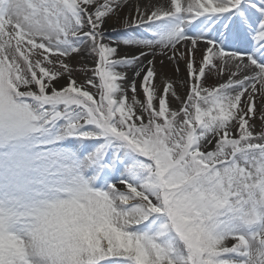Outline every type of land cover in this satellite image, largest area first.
Returning a JSON list of instances; mask_svg holds the SVG:
<instances>
[{
  "label": "snow or ice",
  "instance_id": "obj_1",
  "mask_svg": "<svg viewBox=\"0 0 264 264\" xmlns=\"http://www.w3.org/2000/svg\"><path fill=\"white\" fill-rule=\"evenodd\" d=\"M0 264H264V0H0Z\"/></svg>",
  "mask_w": 264,
  "mask_h": 264
},
{
  "label": "rangeland",
  "instance_id": "obj_2",
  "mask_svg": "<svg viewBox=\"0 0 264 264\" xmlns=\"http://www.w3.org/2000/svg\"><path fill=\"white\" fill-rule=\"evenodd\" d=\"M81 79H83V76H80Z\"/></svg>",
  "mask_w": 264,
  "mask_h": 264
},
{
  "label": "bare ground",
  "instance_id": "obj_3",
  "mask_svg": "<svg viewBox=\"0 0 264 264\" xmlns=\"http://www.w3.org/2000/svg\"><path fill=\"white\" fill-rule=\"evenodd\" d=\"M181 68H183V65H181ZM183 74V73H182Z\"/></svg>",
  "mask_w": 264,
  "mask_h": 264
}]
</instances>
